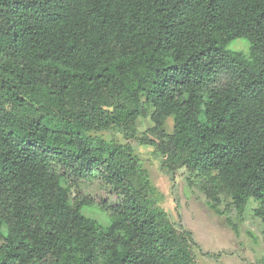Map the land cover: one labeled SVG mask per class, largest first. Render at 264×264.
<instances>
[{
  "label": "trees",
  "instance_id": "16d2710c",
  "mask_svg": "<svg viewBox=\"0 0 264 264\" xmlns=\"http://www.w3.org/2000/svg\"><path fill=\"white\" fill-rule=\"evenodd\" d=\"M113 129L264 223V0H0V264H199Z\"/></svg>",
  "mask_w": 264,
  "mask_h": 264
},
{
  "label": "rangeland",
  "instance_id": "374dc122",
  "mask_svg": "<svg viewBox=\"0 0 264 264\" xmlns=\"http://www.w3.org/2000/svg\"><path fill=\"white\" fill-rule=\"evenodd\" d=\"M250 43L245 38L233 40L227 49L248 52ZM149 121L140 118L137 132L143 135ZM173 122L167 123L169 131ZM104 138H117L123 144H130L139 156L143 167L149 172L151 181L157 189V203L169 219L184 226L194 234L202 250H197L199 264H264V223L256 217L257 204L251 199L246 209L240 213L230 201L222 197L219 206L221 214L211 209L208 200L196 183L187 181V172L182 169L176 177L163 168L162 158L156 148L140 145L135 140H126L116 129L99 134ZM85 195L91 196L95 204L84 209L88 216L97 218L108 225L111 214L100 209L101 203L114 207L121 198L111 193L100 179L90 178L81 182ZM208 254V255H207Z\"/></svg>",
  "mask_w": 264,
  "mask_h": 264
}]
</instances>
